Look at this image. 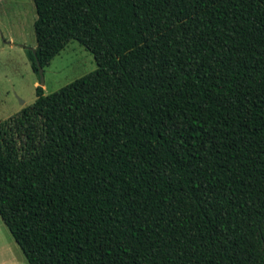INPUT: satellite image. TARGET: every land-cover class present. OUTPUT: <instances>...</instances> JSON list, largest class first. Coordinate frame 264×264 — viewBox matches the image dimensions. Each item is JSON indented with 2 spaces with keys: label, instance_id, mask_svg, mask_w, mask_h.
I'll list each match as a JSON object with an SVG mask.
<instances>
[{
  "label": "trees",
  "instance_id": "1",
  "mask_svg": "<svg viewBox=\"0 0 264 264\" xmlns=\"http://www.w3.org/2000/svg\"><path fill=\"white\" fill-rule=\"evenodd\" d=\"M43 69L0 121V218L29 264H264V0H32Z\"/></svg>",
  "mask_w": 264,
  "mask_h": 264
},
{
  "label": "rangeland",
  "instance_id": "2",
  "mask_svg": "<svg viewBox=\"0 0 264 264\" xmlns=\"http://www.w3.org/2000/svg\"><path fill=\"white\" fill-rule=\"evenodd\" d=\"M35 19L32 0H0V121L31 104L37 85L51 93L96 68L93 54L71 40L43 69L40 85L26 54L36 47ZM0 264H29L1 218Z\"/></svg>",
  "mask_w": 264,
  "mask_h": 264
},
{
  "label": "water",
  "instance_id": "3",
  "mask_svg": "<svg viewBox=\"0 0 264 264\" xmlns=\"http://www.w3.org/2000/svg\"><path fill=\"white\" fill-rule=\"evenodd\" d=\"M38 74H39L40 85H43L44 84V75H43V68L41 66L38 67Z\"/></svg>",
  "mask_w": 264,
  "mask_h": 264
},
{
  "label": "crops",
  "instance_id": "4",
  "mask_svg": "<svg viewBox=\"0 0 264 264\" xmlns=\"http://www.w3.org/2000/svg\"><path fill=\"white\" fill-rule=\"evenodd\" d=\"M36 83H37V82H36V81H34V84H36ZM21 102H22V103H24V101H23V100H21ZM1 220H2V219H1ZM3 223H4V222H3ZM5 226H6V225H5ZM12 237H13V236H12Z\"/></svg>",
  "mask_w": 264,
  "mask_h": 264
}]
</instances>
